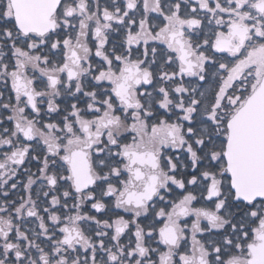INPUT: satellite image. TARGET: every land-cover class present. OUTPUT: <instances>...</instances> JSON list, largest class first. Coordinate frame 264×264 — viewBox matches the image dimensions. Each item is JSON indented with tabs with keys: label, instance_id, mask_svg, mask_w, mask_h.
<instances>
[{
	"label": "snow or ice",
	"instance_id": "snow-or-ice-1",
	"mask_svg": "<svg viewBox=\"0 0 264 264\" xmlns=\"http://www.w3.org/2000/svg\"><path fill=\"white\" fill-rule=\"evenodd\" d=\"M0 264H264V0H0Z\"/></svg>",
	"mask_w": 264,
	"mask_h": 264
}]
</instances>
